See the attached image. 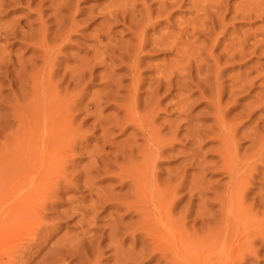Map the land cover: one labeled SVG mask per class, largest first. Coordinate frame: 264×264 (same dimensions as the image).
<instances>
[{"label":"rangeland","instance_id":"obj_1","mask_svg":"<svg viewBox=\"0 0 264 264\" xmlns=\"http://www.w3.org/2000/svg\"><path fill=\"white\" fill-rule=\"evenodd\" d=\"M5 1L0 2V63L4 65H0V264H4L5 261L6 264H264V197H262L264 196V78H262L264 77L262 76L264 75V14H262L264 13V0H223L224 3L221 0H219L221 3L215 0V4L211 0H178V5L175 2L177 0H170L171 2L169 0H161V2L159 0H79V3L78 0H50L48 2L45 0L46 3L44 0H36L37 3L39 1L38 4L35 0V2L31 0L26 5L24 4L25 0H18V2L13 0L12 3L11 0H9L10 3H7L8 0ZM60 1L63 4L75 1V6L72 5L74 2L64 4L65 8L71 5L69 9L74 8V12L68 9L69 13L68 10H64V7L61 8ZM122 1L128 4L122 5ZM135 1L137 3L141 1V4L139 5ZM56 2L60 3L57 4L60 7L58 8L59 12L54 10V8L57 9ZM164 2L165 6H163ZM172 2L176 6L173 5L172 12L176 13L171 12L170 6L172 5L170 3ZM129 3H134L133 9L131 8L132 4ZM183 3L184 5H182ZM144 4L153 9L154 13L152 14L154 15H156L155 9L158 6L161 9L160 13L157 11L158 16H155L159 17V19L157 18L159 23L155 20L152 22L155 26L151 23L155 17L151 14L150 8L146 9L147 6ZM167 4L170 6L165 8ZM205 4L210 8L201 7ZM224 4L227 6L224 7ZM78 5L79 7H77ZM117 5L122 6L121 10L117 8ZM215 5L217 9H215ZM191 7L193 10L190 9ZM218 7L226 8V10L220 8L221 11ZM256 7L259 9L257 10ZM112 8H114L113 12L117 11V14L110 13ZM123 8L125 11L128 10L126 8H131L135 14L131 13L130 9L131 12L128 10L123 14ZM165 9L170 11V14L168 13L170 16L166 14L167 10ZM202 9L205 11L207 9L208 13L206 12V14L204 11V14ZM236 9H238L237 12ZM106 10L108 11L106 12ZM135 10L138 14L137 17H135L137 15ZM219 10L222 12L223 18L222 21H217L218 23L222 22L220 23L221 27L217 26V21L215 22L221 13L218 12ZM54 11L59 14L63 12L60 15L61 19H59L58 13L55 16ZM215 11L218 12L217 15H215ZM71 12L76 17L70 16ZM129 12L130 19L136 21L137 24L130 25L133 21H129L128 16H125ZM145 12L150 18L146 17ZM118 13L120 18L122 17L121 13L123 14L125 21L123 18L120 19L121 23L120 20H117L119 19L116 16ZM38 14L40 15L38 16ZM99 14L100 16H98ZM105 14L108 16L114 14L111 16L112 21H110V16ZM143 14H145L144 22L151 20L148 23L151 24V26L149 25L151 28L147 26L148 24L146 25V29H149L146 30V38H149L146 43L151 42H148L147 46L145 45L146 47L142 49L143 53H141L142 51L140 52L138 49L136 51L129 50L130 47L134 48L132 45L134 46L137 42L135 36H131L129 32L131 31L134 35L137 30L140 31V28L136 27L139 25L137 19L139 18L140 23H143V19H140L142 18L140 15ZM162 14L168 16V21L166 17L163 18ZM208 14L210 17L207 19L206 15ZM101 15H104L106 20ZM211 15L215 18L214 20L211 19ZM40 16L41 18H39ZM62 16L64 19L68 16L70 19L64 20ZM90 17L91 19H89ZM201 17L204 18L202 22ZM192 18L193 21H191ZM36 19L39 21L37 22ZM188 19L189 21L184 22ZM13 20H16L15 23ZM42 21L44 22L43 28H41ZM61 21L64 22L61 23ZM54 22L56 24H53ZM72 22L79 24L76 26L77 28H72L74 24ZM105 22L107 25H111V28L110 25L108 26L110 29L105 28L107 27ZM207 22L208 24H206ZM227 22L229 25L226 24ZM13 23L18 27L16 28ZM25 24H29L27 28ZM101 25H104L103 28ZM203 25L207 26L203 27ZM28 26H31V30H28ZM39 26L42 31L46 30V32L44 30L46 34L41 35L43 32ZM208 26H212V31L209 29L211 33L206 32ZM46 27L52 31H48ZM124 27H128L129 32ZM195 28H200L199 31L207 30L200 31L204 34L202 36L198 30L194 32ZM213 28H219V31L215 32L217 45L216 41H211L212 37L213 39L215 37ZM65 29L70 31H65ZM99 29L102 30V34ZM223 29L224 32L220 31ZM103 30L106 31V34L107 30L112 31L108 32L111 34L108 37L111 38L106 37L109 34L104 36ZM27 31L30 32V37H28L29 32ZM62 32L63 35H61ZM183 32L189 33L187 35ZM207 33H210V37L207 36ZM172 35L177 37L174 40L177 41L175 45L173 43L175 37L173 38ZM182 35L186 41L183 37L181 38ZM243 35L251 37H248L250 42L247 39H242ZM151 36L153 43L150 40ZM161 37L168 39L173 47H177L178 52H173L175 48H171L167 43L158 44ZM233 38L238 39L237 41L241 44L234 41ZM251 39L257 41L253 42ZM154 41H156L155 44ZM242 43L245 44H243L244 46L249 44L255 47L256 45V51L253 46L252 48L251 46L250 48L245 47L248 50L253 49L254 52L251 51L253 53L251 54L250 50H244ZM127 44L129 48L125 47L126 50L120 47ZM149 45L155 46V48L162 47V49L164 46V49L163 51L154 49L153 52V48ZM169 46L170 48H168ZM234 46L235 48H233ZM117 47L123 48L119 51L121 53L116 51ZM236 47L239 51L242 50L240 52L246 51L244 52L246 56L242 53L240 55ZM112 49H116V52L114 53ZM123 50L129 54L126 58L122 57L123 55L118 56V54H122ZM227 50L230 51L227 53ZM231 50H236L232 53L234 55L229 54ZM124 51L123 54L126 55ZM238 52L239 63L236 62V57H233ZM224 53L233 58L230 56L228 58ZM186 54L187 58H185ZM216 54H218L217 59ZM177 55L181 57V61ZM113 56L122 61L113 59ZM128 57L129 59H127ZM124 58L125 62H123ZM136 59L137 61H135ZM140 59H142L141 62ZM111 60L112 63H110ZM234 60L235 63H233ZM43 61L46 62H44L45 66ZM138 63L141 64L140 67ZM179 63H182V67ZM190 63L193 68H188ZM212 63L218 64V66L215 67ZM124 65H128L129 68ZM133 65L138 67L139 76ZM211 65L218 72L215 73ZM130 66L133 70H129V73L127 69H130ZM125 67L126 69H124ZM182 68L187 69V72L194 76L188 74V79L193 82L190 80L189 83L186 71H183ZM191 68L192 70H190ZM79 69L80 71H78ZM205 69L206 72L208 70V74ZM209 69H213L212 72ZM180 70L184 73L183 78L186 77V82L183 79L181 84L177 83L178 80L181 81V75H183L181 72L179 74ZM170 71H173L171 73L173 76L169 73ZM166 72L167 76L171 77H168L170 80L163 79L167 77ZM174 73L178 77L174 76ZM129 75L139 77L138 80H141L140 84H142L139 86L140 88L133 87V83L135 85L137 79L133 81L134 77ZM160 75L163 76L161 83L171 82L173 84L165 83L166 85L163 84L165 87L161 86L160 88L162 85L158 78ZM190 76L192 77L190 78ZM198 76L200 79L203 77L205 83L202 82V84ZM247 79L250 80L249 83ZM155 81L160 85L154 83ZM152 82L153 85H151ZM244 83L249 85L245 86ZM168 84L170 85L168 86ZM219 84L223 86H218ZM169 87L170 90H165ZM109 89L114 90V93H111ZM219 90L221 92L217 94ZM150 91L156 93L153 94L154 97ZM219 93L220 96H218ZM118 96L124 99L121 100ZM200 96L201 99L205 97L206 100H201ZM218 97L223 99L220 100ZM132 98H134V102ZM187 100L190 101L187 102ZM132 104L134 106H130ZM132 107L136 108L133 109L136 110L135 113L132 110L133 114L131 113ZM186 110L189 111L186 113ZM216 110L218 111L215 112ZM256 135L259 136V140ZM92 164L95 165L92 166ZM111 173L113 174L111 175ZM140 183H143L144 186ZM103 190L109 192L106 191L108 192L106 193ZM128 190H131L132 194ZM92 191L96 194L98 192V194L106 193L104 196L108 194V200L103 194L100 197L105 198L106 201ZM126 191L130 193H128L129 201H126L128 200ZM46 192L48 194L45 196ZM115 193H119L118 196L124 195V200L121 195L118 200ZM239 195L242 197L240 198V200L242 199L241 204L238 201ZM91 196L94 197L91 198L93 202L95 201L94 204L90 201ZM44 197L45 202L40 203L42 199L44 201ZM83 198H85L84 201ZM113 199L118 203L121 200L126 203H116L118 206L120 205L118 207L114 201V203L112 202ZM131 202H135V204ZM87 203L93 204L95 214L91 211L93 207H87L89 205ZM129 203L132 206L128 208L126 205H130ZM39 204L44 205L38 208ZM158 205L162 211L166 212L162 213ZM71 206L72 209H70ZM75 207L79 210L74 212L77 216L72 213L75 218L77 217L76 219L69 213V211H75ZM130 207H133V212ZM86 208H90L86 212L88 216L85 214ZM125 208L126 210L123 211ZM157 208L160 210H157L158 220ZM142 209L144 210L141 212ZM67 210L68 213H66ZM89 210L90 213L92 212L93 219L85 223L87 218L91 219ZM78 212L79 216L84 214L81 215L84 219L78 216ZM108 216H110L109 219ZM95 217L98 219L96 220ZM80 218L83 221H79ZM102 218H105L104 221ZM111 219L115 225L109 224V222H113L110 221ZM139 219H141V223ZM166 219L168 220L166 221ZM11 221L14 225L9 224ZM78 221L84 222V225L79 224ZM116 221L119 222L118 225ZM112 225L113 227H111ZM102 227L104 228L102 229ZM85 232L86 234H84ZM91 243H94V246H91ZM79 245L80 247H78Z\"/></svg>","mask_w":264,"mask_h":264},{"label":"bare ground","instance_id":"obj_2","mask_svg":"<svg viewBox=\"0 0 264 264\" xmlns=\"http://www.w3.org/2000/svg\"><path fill=\"white\" fill-rule=\"evenodd\" d=\"M2 1H3V0H2ZM2 1L0 0L1 3H2ZM4 1H5V0H4ZM12 1H13V0H11V3H12ZM23 1H24V0H23ZM25 1H26V2H25L24 4L26 5V3L29 2V1H31V0H28V1L25 0ZM33 1H34V0H33ZM35 1H36V0H35ZM35 1H34V2H35ZM48 1H50V0H47V2H48ZM61 1H62V0H61ZM61 1H60V3H61ZM70 1H71V0H70ZM75 1H76V0H75ZM75 1H73L74 4H72L73 2H72V3H68V2H65V1H63V2L68 3V4H72V5L75 6ZM108 1H109V0H108ZM128 1H129V0H128ZM128 1H127V2H128ZM130 1H131V0H130ZM132 1H133V0H132ZM143 1H144V0H143ZM149 1H150V0H149ZM149 1H147V2H149ZM154 1H155V0H154ZM169 1H170V0H169ZM173 1H175V0H173ZM180 1H181V0H180ZM200 1H201V0H200ZM207 1H208V0H207ZM211 1L213 2V4H215V2H216L217 0H216V1H215V0H211ZM214 1H215V2H214ZM221 1L223 2V0H221ZM221 1L218 0V2H220V3H221ZM226 1H227V0H226ZM5 2H6V1H5ZM8 2H9V0L7 1V3H8ZM17 2H18V0H17ZM19 2H20V1H19ZM34 2H32V3L35 4ZM44 2L46 3L45 0H44ZM77 2L79 3V0H78ZM122 2H123L122 5H123V4H126V5L128 4V3H125L124 1H122ZM135 2H136V1H135ZM140 2H141V1H140ZM140 2H139V3L136 2V3L140 5V4H141ZM147 2H146V3H147ZM159 2H161V0H159ZM166 2H167V1H166ZM170 2H171V1H170ZM175 2H176V5H178V3H179L178 0L175 1ZM177 2H178V3H177ZM196 2H197V1H196ZM7 3H6V4H7ZM9 3H10V2H9ZM21 3H23V2L21 1ZM36 3H37V1H36ZM38 3H39V1H38ZM38 3H37V4H38ZM41 3H42V2H41ZM60 3H57V2H56V3H55V4H56L55 6H57V4L59 5ZM65 3H64V4H65ZM109 3H110V2H109ZM111 3H112V2H111ZM152 3H153V2H152ZM156 3H157V1H156ZM156 3H155V4H156ZM205 3H206V2H205ZM223 3H224V2H223ZM62 4H63V3H61V5H60L61 8L64 7V4H63V5H62ZM68 4H66V5H68ZM112 4H114V3H112ZM119 4L121 5V3H119ZM129 4H132V3H129ZM133 4H134V3H133ZM133 4L131 5V6H132V7H131L132 9H133V7H134ZM137 4H136V5H137ZM142 4H143V3H142ZM148 4H149V3H148ZM168 4H169V2H168ZM168 4H167V7H165V8H168V6L172 5V6H170L171 8L169 7V8L171 9V12H172V11L174 10V9L172 10V8L175 6V5H174L175 3L172 2V3H170V5H168ZM180 4H181V3H180ZM180 4H179V5H180ZM225 4H226V3H225ZM225 4H224V7L227 6V5H225ZM228 4H229V3H228ZM258 4H259V3H258ZM4 5H5V4H4ZM13 5H14V4H13ZM42 5H43V3H42ZM50 5H51V4H50ZM66 5H65V6H66ZM76 5H77V3H76ZM115 5H116V4H115ZM120 5H117V6H118L117 8H120L119 10H121V8H122V6H120ZM144 5H145V4H144ZM149 5H150V4H149ZM157 5H158V4H157ZM159 5H160V4H159ZM173 5H174V6H173ZM182 5H184V3H183ZM190 5H191V4H190ZM218 5H219V3H218ZM218 5H217V6H218ZM221 5H222V4H221ZM8 6H9V5H8ZM15 6H16V5H15ZM17 6H19V5H17ZM70 6H71V5H70ZM70 6L68 5V6H67L68 8H65V7H64V8H65L64 10L67 11V10L69 9ZM74 6H72V7H74ZM128 6H129V5H128ZM128 6H127V7H128ZM141 6H142V5H141ZM145 6H147V5H145ZM145 6H144V7H145ZM163 6H165V2H164V5H163ZM219 6H220V5H219ZM244 6H245V5H244ZM20 7H21V5H20ZM36 7H37V6H36ZM40 7H41V6H40ZM40 7H38V8L41 10ZM50 7H51V6H50ZM60 7L57 6V9L54 8V7H53V8H54V10H57V11L59 12L60 10H58V8H60ZM77 7H79V5H78ZM106 7H108V6H106ZM111 7H112V5H111ZM124 7H125V6H124ZM158 7H159V6H158ZM158 7L155 9V10H156V11H155V14H156V15L152 14V13H154V12H152L153 9H151L149 6H147L146 9L150 8L151 14L154 15L153 17H155V16H158V13H160V10H161V9H159ZM175 7H176V6H175ZM201 7H202V8H205V7H206V4H205V6H201ZM207 7H208V6H207ZM207 7H206V8H207ZM221 7H222V6H221ZM221 7H218V8L220 9ZM38 8H37V9H38ZM44 8H46V7H44ZM102 8H103V7H102ZM114 8H116V7H114ZM114 8H112V11H111L110 13L113 12V9H114ZM131 8H126V9H128V10L130 9V10H131ZM208 8H210V7H208ZM228 8H229V6H228ZM228 8H227V9H228ZM256 8H257V7H256ZM260 8H261V7H260ZM39 9H38V10H39ZM42 9H43V8H42ZM47 9H48V8H47ZM50 9H51V8H50ZM70 9L73 10L74 8H70ZM70 9H69V10H70ZM108 9H109V8H108ZM157 9H159V10H157ZM178 9H179V7H178ZM190 9L193 10L192 7H191ZM215 9H217L216 5H215ZM215 9H214V10H215ZM221 9H225V10H226V8H221ZM221 9H220V10H221ZM246 9H247V8H246ZM258 9H259V8H257V10H258ZM62 10H63V9H62ZM69 10H68V11H69ZM71 10H70V11H71ZM115 10H116V9H115ZM128 10H127V11H128ZM130 10H129V11H130ZM136 10H137V9H136ZM136 10H135V12H136ZM139 10H140V9H139ZM142 10H144V9H142ZM165 10H167V12L165 11L166 14H168V13L170 14V11H168V9H165ZM195 10H196V9H195ZM195 10H194V11H195ZM199 10H200V9H199ZM211 10H212V9H211ZM211 10H210V13L213 11V10H212V11H211ZM220 10H219L218 12H221V11H222V10H221V11H220ZM239 10H240V9H239ZM261 10H262V9H261ZM57 11H54V12L56 13L55 16L59 14ZM65 11H64V12H65ZM70 11H69V13H70ZM107 11H108V10H106V12H107ZM109 11H110V10H109ZM123 11H124V12H122L123 14L127 13V11H125L124 8H123ZM131 11H132V12H131ZM131 11H130L131 13H134L133 10H131ZM140 11H141V10H140ZM148 11H149V10H148ZM157 11H158V13H157ZM175 11H176V9H175ZM204 11H205V9H204V10L202 9V12H203V13H204ZM207 11H208V10L206 9L205 13H206ZM237 11H238V9H236V12H237ZM72 12H74V10H73ZM72 12H71L70 16H72V15L75 16V14H74V13L72 14ZM76 12H77V11H76ZM114 12H115V11H114ZM114 12H113V13H114ZM130 12H129V14L125 15L126 17L128 16V17H127L128 19H130V17H131ZM141 12H142V11H141ZM143 12H144V11H143ZM162 12H163V11H162ZM192 12H193V11H192ZM218 12L215 11V15H217L216 13H218ZM226 12H228V11H226ZM240 12H241V11H240ZM245 12H246V11H244V14H246ZM257 12H258V11H257ZM0 13H1V12H0ZM38 13H40V12H38ZM52 13H53V11H52ZM57 13H58V14H57ZM62 13H63V12H61V14H62ZM115 13L117 14V11H116ZM122 13H121V16H122L121 18L124 17ZM148 13H150V12H148ZM172 13H176V12H172ZM199 13H200V12H199ZM205 13H204V14H205ZM207 13H208V12H207ZM207 13H206V14H207ZM210 13H209V14H210ZM213 13H214V12H213ZM228 13H231V12H228ZM238 13H239V12H238ZM249 13H251V12H249ZM252 13H253V12H252ZM252 13H251V14H252ZM260 13H262V12H260ZM61 14H59V17H60V18H59V17H57V18L61 19V16H60ZM76 14H77V13H76ZM90 14H91V13H90ZM101 14H102V13H101ZM134 14H135V13H134ZM134 14H133V15H134ZM136 14H137V12H136ZM140 14H142V13H140ZM145 14H147V12H145ZM145 14L140 15V17L142 16V18H140V19H143V16H145ZM151 14H150V16H152ZM169 14H168V15H169ZM200 14H201V13H200ZM209 14H208V15H209ZM221 14H222V12L218 15L219 17H217L218 19H216L215 22H216L217 20H221V19L223 18V16H221ZM255 14H256V13H255ZM262 14H264V13H262ZM39 15H40V14H38V16H39ZM52 15H53V14H52ZM63 15H64V14H63ZM77 15H79V14H77ZM82 15H83V14H82ZM105 15H107V14H105ZM112 15L114 16V14H112ZM112 15H111V16H112ZM119 15H120V14L118 13V15H116V16L119 17ZM162 15H163V18H165V17L167 18V17H168L167 15H166V16H164V14H162ZM192 15H194V14H192ZM196 15H197V14H196ZM208 15H206L207 19H208V17H210V15H209V16H208ZM213 15H214V14H213ZM215 15H214V16H215ZM223 15H224V13H223ZM235 15H236V14H235ZM235 15H233V16H235ZM248 15H249V14H248ZM256 15H257V14H256ZM55 16H54V17H55ZM64 16H65V15H64ZM64 16H62V17H63L62 19H64ZM68 16H69V15H68ZM68 16H66V17L70 19V17H68ZM73 16H72V17H73ZM98 16H100V14H99ZM101 16H102L103 18L105 17L104 15H101ZM107 16H108V15H107ZM109 16H110V15H109ZM109 16H108V17H109ZM111 16H110V21H112V20H111V19H112ZM116 16H115V18H117ZM134 16H135V15H134ZM134 16H132V17H133L134 19H136L135 17H137L138 14H137L135 17H134ZM147 16H149V15L147 14L146 17H147ZM159 16L161 17V15H159ZM169 16H170V15H169ZM233 16H232V17H233ZM257 16H258V15H257ZM260 16H261V15H260ZM72 17H71V18H72ZM75 17H76V16H75ZM126 17H125V19H127ZM172 17H173V15H172ZM172 17H169V18L172 19ZM202 17H203V16H202ZM202 17H201V18H202ZM204 17H205V15H204ZM215 17H216V16H215ZM235 17H236V16H235ZM39 18H41V16H40ZM67 18H65L64 20H68ZM87 18H88V16H87ZM105 18H106V17H105ZM105 18H104V19H105ZM121 18L119 17V19H117V20L119 21ZM133 18H132V19H133ZM147 18H150V17H147ZM157 18L159 19V17H155L154 19L151 18L152 21H151L150 19H149V20H150L151 23H152V22H154L153 20L157 21V20H158ZM161 18H162V17H161ZM161 18H160V19H161ZM163 18H162V19H163ZM196 18H197V17H196ZM224 18H225V17H224ZM226 18H227V17H226ZM226 18H225V19H226ZM233 18H234V17H233ZM238 18H239V17H238ZM248 18H249V16H248ZM259 18H260V17H259ZM89 19H91V17H90ZM104 19H103V20H104ZM162 19H161V20H162ZM170 19H169V20H170ZM175 19H176V18H175ZM198 19H199V18H198ZM203 19H204V18H202L201 22L203 21ZM205 19H206V18H205ZM211 19L214 20L215 18L212 17V15H211ZM242 19H244V18L242 17ZM42 20H43V19H42ZM105 20H106V19H105ZM105 20H104V21H105ZM117 20H116V21H117ZM123 20H124V18H123ZM137 20H138L137 22L139 23V25H141V23H142V22L140 23L141 20L139 21V18H138ZM144 20H145V17H144V19H143V23H142V25H141V26H139V25L136 26L137 29L140 28V31H139V32H138V30L136 29V27L134 26V27H135V31L137 30V31H136L137 33H135L134 35H132L131 31H130V32L128 31V27H127V28L124 27V28L127 29V31L129 32V34H130L131 36H135L134 38H136V40H137V42H135L136 40L134 41V42H135V45H134V46L131 44L132 47H134V48H131V47H130L129 50L136 51V49H138V50H140V52H141L142 49L145 48V47L147 46L146 44H148V42H151V41H148V42L146 43L147 39L149 40V38H146V37H147V36H146V35H147V33H146L147 31H146V30L148 29V28L146 29V25L149 23V20H148V21L146 20V21H147V22L145 21L146 23L144 22ZM163 20H164V19H163ZM196 20H197V19H196ZM232 20L234 21V19H232ZM15 21H16V20H15ZM15 21L13 20L14 23H15ZM36 21L38 22L39 19H38V20L36 19ZM56 21H57V20H56ZM59 21H60V20H59ZM69 21H70V20H69ZM75 21H76V20H75ZM87 21H88V20H87ZM113 21H114V17H113ZM124 21H125V20H124ZM129 21H133L132 23H130V25H132V24L134 25V24L136 23V21L131 20V19H130ZM158 21H159V20H158ZM158 21H157V22H158ZM167 21H168V18H167ZM171 21H172V20H171ZM187 21H189V19H188V20H185L184 22H187ZM191 21H193V18L191 19ZM204 21H206V20H204ZM210 21H211V20H210ZM221 21H222V20H221ZM221 21H219V22L222 23ZM233 21H232V23L235 22V21H234V22H233ZM40 22H41V21H40ZM42 22H43V21H42ZM62 22H64V21H61V23H62ZM76 22H77V21H76ZM76 22H72V23H74L73 26H72L73 29H74V27H76V26L79 25V24H76ZM108 22H109V21H108ZM108 22H107V23H108ZM157 22H156V23H157ZM163 22H165V21H163ZM196 22L198 23V20H197ZM208 22H209V21H208ZM208 22H207L206 24H208ZM14 23H13V24H14ZM16 23H17V22H16ZM24 23H25V22H24ZM35 23H36V22H35ZM72 23H71V25H72ZM77 23H78V22H77ZM88 23H89V22H88ZM114 23H115V22H114ZM114 23H113V24H114ZM116 23H119V22H116ZM120 23H121V20H120ZM125 23H126V22H125ZM125 23H124V24H125ZM158 23H159V22H158ZM158 23H157V24H158ZM168 23H169V22H168ZM172 23H173V22H172ZM174 23H175V22H174ZM194 23H195V22H194ZM194 23H193V24H194ZM220 23H218V21H217V26H220V27H221ZM13 24H12V25H13ZM37 24H38V23H37ZM53 24H56V23L54 22ZM57 24H58V23H57ZM68 24H69V23H68ZM122 24H123V21H122ZM126 24H127V23H126ZM126 24H125V25H126ZM136 24H137V23H136ZM152 24H153V23H152ZM157 24H156V25H157ZM203 24H204V23H203ZM214 24L216 25V23H214ZM218 24H219V25H218ZM223 24H224V23H223ZM223 24H222V26H223ZM226 24H228V22H227ZM226 24H225V25H226ZM25 25H26V24H25ZM27 25H29V24H27ZM27 25L25 26L26 28H27ZM39 25H40V23H39ZM51 25H52V24H51ZM64 25H65V24H64ZM105 25H107L106 22H105ZM109 25H110V24H108L107 27H105V28H108ZM114 25H115V24H114ZM128 25H129V24H128ZM149 25L151 26V24H148L147 26H149ZM153 25H154V24H153ZM153 25H152V26H153ZM169 25H170V24H169ZM173 25H174V24H173ZM182 25H183V24H182ZM197 25L200 26V24H197ZM201 25H202V24H201ZM209 25H210V22H209ZM215 25H214V26H215ZM228 25H229V24H228ZM14 26H15L16 28L18 27L17 24H14ZM22 26H23V25H22ZM40 26H41V25H40ZM40 26H39V29H40ZM46 26H47V25H46ZM48 26H49V25H48ZM60 26H61V25H60ZM102 26H104V25H101V27H102ZM120 26H121V25H120ZM150 26H149V27H150ZM154 26H155V25H154ZM154 26H153V27H154ZM167 26H168V25H167ZM171 26H172V25H171ZM188 26H189V25H188ZM190 26H191V25H190ZM198 26H197V27H198ZM205 26H207V25H205ZM205 26L203 25V27H205ZM212 26H213V25H212ZM212 26H211V27H212ZM15 27H14V28H15ZM30 27H31V26H28V28H29L28 30H31ZM37 27H38V26H37ZM43 27H44V22H43L41 28H43ZM50 27H51V26H50ZM55 27H56V25H55ZM57 27H58V26H57ZM63 27H64V26H63ZM131 27H133V26H131ZM141 27H142V28H141ZM178 27H179V25H178ZM183 27H184V26H183ZM183 27H182V28H183ZM203 27H202V28H203ZM208 27H209V28L206 27L208 30H207V29H204V30H205V31L207 30L206 32H208L209 29H210V31H212L211 27H210V26H208ZM224 27H225V26H224ZM10 28H11V27H10ZM14 28H12V29H14ZM47 28H48V27H46V29H47ZM60 28H61V27H60ZM60 28H59V29H60ZM66 28H67V27H66ZM72 28H71V29H72ZM76 28H77V27H76ZM102 28H103V27H102ZM110 28H111V25H110ZM110 28H108V29H110ZM150 28H151V27H150ZM187 28H188V27H187ZM189 28H190V27H189ZM225 28H226V27H225ZM230 28H231V27H230ZM131 29L133 30L134 28H131ZM184 29H185V28H184ZM190 29H191V28H190ZM195 29H196V28H195ZM199 29H200V28H199ZM199 29H196L195 31H194V29H193V31L196 32L197 30L199 31ZM214 29H218V30L215 31ZM231 29H232V28H231ZM15 30H16V29H15ZM17 30H18V29H17ZM21 30H22V29H21ZM33 30H34V29H33ZM40 30H41V29H40ZM44 30H45V29H43V31L41 30V31L43 32V33H41V35H42V34H46V33H44ZM67 30H69V29H67ZM67 30L65 29V31H67ZM99 30H100V29H99ZM129 30H130V27H129ZM148 30H149V29H148ZM153 30H154V29H153ZM188 30H189V29H188ZM8 31H9V30H8ZM19 31H20V30H19ZM24 31H25V30H24ZM38 31H39V30H38ZM38 31H37V33H39ZM48 31H52V30H49V28H48ZM54 31H56V30H54ZM63 31H64V30H63ZM69 31H70V30H69ZM72 31H73V30H72ZM103 31H104V30H103ZM107 31L109 32L110 30H107ZM183 31H184V30H183ZM186 31H187V30H186ZM200 31H203V29L200 30ZM200 31H199L198 33H199L200 35L204 36L203 32H205V31L201 32L202 34L200 33ZM210 31H209V32H210ZM213 31H214L213 34L215 35V32L219 31V28H213ZM220 31L224 32V29H223V30H220ZM17 32H18V31H17ZM27 32H29V31H27ZM35 32H36V31H35ZM45 32H46V30H45ZM57 32H58V31H57ZM99 32L102 34V30H100ZM105 32H106V31L103 32V35H104V36H106L107 34H109V35H107L106 37H108V36L111 35L110 33L107 32V34H106ZM110 32H112V31H110ZM181 32H182V31H180V33H181ZM234 32H235V31H234ZM15 33H16V31H15ZM18 33H19V32H18ZM33 33H34V32H33ZM33 33H32V34H33ZM47 33H48V32H47ZM50 33H52V32H50ZM59 33H61V32H59ZM67 33H68V32H67ZM100 33H99V35H100ZM133 33H134V32H133ZM183 33H186V32H183ZM188 33H189V32H188ZM188 33H186V34L188 35ZM210 33H211V32H210ZM210 33H209V34L207 33V34H208V35H207L208 37H210ZM225 33H226V32H225ZM237 33H238V32H237ZM8 34H9V33H8ZM10 34H11V33H10ZM13 34H14V33H13ZM16 34H17V33H16ZM20 34H21V33H20ZM22 34H23V33H22ZM29 34H30V32L28 33V37H30ZM48 34H49V33H48ZM63 34H64V33L62 32L61 35H63ZM68 34H69V33H68ZM165 34H167V33H165ZM169 34H170V33H169ZM181 34H182V33H181ZM181 34H180V35H181ZM186 34H185V35H186ZM190 34H192V33H190ZM205 34H206V33H205ZM213 34H211V35H213ZM216 34H218V33H216ZM2 35H4V34L2 33ZM6 35H7V34H6ZM23 35H24V34H23ZM26 35H27V34H26ZM163 35H164V34H163ZM180 35H178V36H180ZM187 35H186V36H187ZM221 35H223V33H221ZM238 35H239V34H238ZM238 35H237V36H238ZM21 36H22V35H21ZM38 36H39V35H38ZM44 36H46V35H44ZM44 36H43V37H44ZM51 36H52V35H51ZM160 36H161V35H160ZM165 36L167 37V35H165ZM183 36H184V35H182L181 38H182ZM193 36H194V35H193ZM205 36H206V35H205ZM226 36H227V33H226ZM240 36H241V35H240ZM0 37H1V36H0ZM7 37H8V36H7ZM65 37H66V36H65ZM170 37H171V36H170ZM172 37H173V38L175 37V39H173ZM172 37H171V38L173 39V41L176 40V38H177L176 35H175V36L172 35ZM187 37H188V36H187ZM200 37H201V36H200ZM218 37H219V34H218ZM231 37H232V36H231ZM244 37H246V38H244ZM248 37H249L248 35H247V36L243 35V38L240 37V39H241V38H242V39H247V41H249ZM252 37H253V36H252ZM10 38H11V37H10ZM12 38H13V37H12ZM45 38H46V37H44V39H45ZM100 38H101V37H100ZM108 38H111V37H108ZM151 38H152V36L150 37V40H152ZM183 38H184V37H183ZM203 38H204V37H203ZM206 38H207V37H206ZM219 38H220V37H219ZM219 38H218V41H219ZM249 38H251V37H249ZM16 39H17V38H15V40H16ZM47 39H48V38H47ZM62 39H63V38H62ZM132 39H133V38H132ZM154 39H157V38H154ZM172 39H171V41H172ZM184 39H185V38H184ZM204 39H205V38H204ZM207 39H208V38H207ZM223 39H224V38H223ZM240 39H239V40H240ZM242 39H241V40H242ZM3 40H4V39H3ZM3 40H2V41H3ZM42 40H43V39H42ZM45 40H46V39H45ZM45 40H44V41H45ZM101 40H102V39H101ZM103 40H106V39L103 38ZM108 40H109V39H108ZM179 40H180V39H179ZM233 40L236 41L237 43H239V41H237L238 39H236V38L234 39V38H233ZM233 40H232V41H233ZM241 40H240V42H241ZM251 40H252L253 42L257 41V40L254 41L253 39H251ZM2 41H1V42H2ZM16 41H18V40H16ZM46 41H47V40H46ZM132 41H133V40H132ZM185 41H186V39H185ZM211 41H214V42L216 41V35H215L214 39H213V37H212V40H211ZM211 41H210V42H211ZM234 41H233V42H234ZM242 41H243V40H242ZM4 42H5V40H4ZM103 42H104V41H103ZM103 42H102V44H103ZM106 42H107V41H106ZM129 42H130V41H129ZM155 42H156V41H154V44H155ZM175 42H177V41H174V42H173L174 45L177 44V43H175ZM192 42L195 43L194 41H192ZM197 42H198V41H197ZM236 42H235V43H236ZM249 42H250V41H249ZM136 43H137V45H136ZM152 43H153V40H152ZM157 43H158V44H159V43H161V44H166V43H167V44H169V45L171 46V48L173 47V45L169 42L168 39H164V38H162V37H161L160 41L157 42ZM244 43H245V42H244ZM244 43H242V46H243L244 50H248V49H247L248 47L250 48V46H251V48H252V46H253V45H249V44L247 45V44H246V45L248 46V47H247V46H244V45H245ZM99 44H100V43H99ZM104 44H105V43H104ZM128 44H129V43H128ZM128 44H127V45H122V46H120V47H123L124 49H125V47H126V48H129V45H128ZM133 44H134V43H133ZM150 44H151V43H150ZM179 44H180V43H179ZM195 44H196V43H195ZM210 44H212V42H211ZM217 44H218V43H217V41H216V45H217ZM239 44H241V43H239ZM243 44H244V45H243ZM254 44H255V43H254ZM36 45H37V44H36ZM100 45H101V44H100ZM145 45H146V46H145ZM216 45H215V46H216ZM227 45H228V44H227ZM230 45H231V44H230ZM3 46H4V45H3ZM98 46H99V45H98ZM104 46H105V45H104ZM127 46H128V47H127ZM149 46H150V45H149ZM149 46H148V47H149ZM157 46H158V45H157ZM157 46H156V47H157ZM170 46H169L168 48H170ZM198 46H199V45H198ZM223 46H224V45H223ZM237 46H238V45H237ZM34 47H35V46H34ZM105 47H106V46H105ZM135 47H138V48H135ZM148 47H147V48H148ZM150 47H152V46H150ZM180 47H181V46H180ZM209 47H210V46H209ZM211 47H212V46H211ZM211 47H210V48H211ZM216 47H217V46H216ZM239 47H241V46H239ZM245 47H247V48L245 49ZM253 47H254V46H253ZM257 47H258V46H257ZM259 47H262V46L259 45ZM39 48H40V47H39ZM110 48H111V47H110ZM117 48H118V47H117ZM123 48H121V49L118 48L119 50H118V49H117V50L115 49V50L119 52V51H121ZM152 48H153V52H154V49H162V47L155 48V46H153ZM165 48H166V47H165ZM173 48H175V47H173ZM178 48H179V47H178ZM193 48H194V47H193ZM199 48H200V47H199ZM201 48H202V47H201ZM233 48H235V46H234ZM236 48H237V50L239 51L238 47H236ZM243 48H242V49H243ZM255 48H256V45H255V47L253 48L254 51H256ZM102 49H103V48H102ZM104 49H106V48H104ZM108 49H109V48H108ZM163 49H164V46H163ZM163 49H162V51H163ZM187 49H188V48H187ZM187 49H186V50H187ZM205 49H206V48H205ZM240 49H241V48H240ZM253 49H252V50L249 49L250 52L253 51ZM257 49H259V48H257ZM38 50H39V49H38ZM115 50L112 49V51H114V53L116 52ZM125 50H126V49H125ZM138 50H137V51H138ZM170 50H171V49H170ZM178 50H179V49H178ZM211 50H212V49H211ZM244 50H243V52H240V51H242V50L239 51V52H240V55H241V53L244 54V52H246V51H244ZM249 50H248V51H249ZM40 51H41V49H40ZM123 51H124V50H123ZM123 51H122V54H118V56H119V55H121V56L123 55L122 57H125V58H126L127 56H129V54H127V52H125V51H124V53H125L126 55H124V54H123ZM147 51H148V50H147ZM167 51H169V50H167ZM176 51H177V47L173 50V52H176ZM180 51H181V50H180ZM183 51H184V50H183ZM208 51H209V49H208ZM223 51H224V50H223ZM223 51H222V52H223ZM229 51H230V50H229ZM229 51L227 50V53H228ZM233 51H234V50H233ZM233 51L231 50V52H230L229 54L231 55V54L234 53L236 50H235L234 52H233ZM248 51H247V53L249 54L248 56H250V53H249ZM254 51H253V52H254ZM156 52H157V51H156ZM177 52H178V51H177ZM177 52H176V53H177ZM187 52H188V51H187ZM187 52H186V53H187ZM194 52H195V51H194ZM196 52L198 53L199 50L196 51ZM239 52H238V54H236V56H233V57H236L235 59L237 60L236 62H238V63L240 62L239 59H237V57H238V55H239ZM46 53H47V52H46ZM112 53H113V52H112ZM112 53H110V54H112ZM119 53H121V52H119ZM128 53H129V52H128ZM137 53H138V52H137ZM141 53H143V51H142ZM149 53H150V52H149ZM184 53H185V51H184ZM189 53H190V52H189ZM202 53H203V52H202ZM202 53H201V54H202ZM225 53H226V51H225ZM225 53H224V54H225ZM236 53H237V52H236ZM43 54H45V53L43 52ZM48 54H49V52H48ZM138 54H139V53H138ZM146 54H147V53H146ZM151 54H152V53H151ZM178 54H179V53H178ZM205 54H206V53H205ZM210 54H212L211 51H210ZM221 54H222V53H221ZM224 54L222 55L223 58H224ZM229 54H225V55H227V57L229 58V56H230ZM251 54H253V53L251 52ZM254 54H255V53H254ZM0 55H1V53H0ZM45 55H46V54H45ZM104 55H105V53H104ZM135 55H136V54H135ZM181 55H182V54H181ZM188 55L190 56V54H188ZM191 55H192V54H191ZM232 55H234V54H232ZM240 55H239V57H240ZM244 55L246 56V53H245ZM244 55H243V56H244ZM48 56H49V55H48ZM48 56H47V57H48ZM118 56H116V57H117V58H122V57H118ZM189 56H188V57H189ZM196 56H197V55H196ZM199 56H200V54H199ZM215 56H216V59H217L218 54H216ZM222 56H221V58H222ZM243 56H242V57H243ZM252 56H253V55H252ZM134 57H136V56H134ZM177 57H178V55H177ZM179 57H180V56H179ZM179 57H178V59H179ZM206 57H209V56H206ZM230 57L233 58L232 56H230ZM45 58H46V56H45ZM114 58H115V56H113V59H114ZM125 58H124V61H123V62H125ZM185 58H187V54H186V57H185ZM192 58H193V57H192ZM199 58H200V57H199ZM212 58H213V57H212ZM212 58H211V59H212ZM244 58H245V57H244ZM48 59H49V58H48ZM111 59H112V58H111ZM122 59H123V58H122ZM127 59H129V57H128ZM137 59H138V58H137ZM137 59H136L135 61H137ZM188 59H189V58H188ZM214 59H215V58H214ZM216 59H215V60H216ZM226 59H227V58H226ZM242 59H243V58H242ZM38 60H39V59H38ZM115 60L120 61V59H116V58H115ZM131 60H132V57H131ZM181 60H182V59H181V57H180V60H179V61H181ZM215 60H214V62L217 63V61H215ZM227 60H229V59H227ZM1 61H2V59H1ZM106 61H107V60H106ZM121 61H122V60H121ZM121 61H120V62H121ZM141 61H142V59H140V62H141ZM177 61H178V60H177ZM179 61H178V62H179ZM187 61H188V60H187ZM208 61H209V60H208ZM231 61H232V59H231ZM249 61H250V60H249ZM2 62H3V61H2ZM44 62H45V61H43V64H44V66H45V63H46V62H45V63H44ZM96 62H98L97 59H96ZM129 62H130V60H129ZM138 62H139V59H138ZM184 62H185V61H184ZM219 62H220V59H219ZM228 62H230V60H229ZM29 63H30V62H29ZM99 63H100V62H99ZM108 63H109V62H108ZM108 63H107V64H108ZM110 63H112V60H111ZM222 63H223V62H222ZM233 63H235V60H234ZM16 64H17V63H16ZM94 64H96V63H94ZM101 64H102V63H101ZM101 64H100V65H101ZM104 64H105V63H104ZM120 64H121V63H120ZM133 64H135V62H133ZM179 64H180V63H179ZM181 64H182V63H181ZM181 64H180V66L182 67ZM210 64H211V63H210ZM226 64L229 65V63H226ZM226 64H225V65H226ZM0 65H3V64L0 63ZM30 65H31V63H30ZM34 65H35V64H34ZM122 65H123V64H122ZM128 65H129V64H128ZM128 65H124V66H127V68H129ZM130 65H131V64H130ZM135 65H136V64H135ZM138 65H139V67H140L141 64L138 63ZM174 65H175V63H174ZM187 65H188V64H187ZM212 65H215V67H216V65L218 66V64H215V63H214V64L212 63ZM212 65H211V68L214 67V66L212 67ZM233 65H234V64H233ZM238 65H239V64H238ZM3 66H4V65H3ZM3 66H2V67H3ZM17 66H19V65H17ZM24 66H25V65H24ZM32 66H33V65H32ZM44 66H43V67H44ZM94 66H95V65H94ZM124 66H122V67H124ZM223 66H224V65H223ZM5 67H6V66H5ZM21 67H22V66H21ZM122 67H121V68H122ZM135 67H136V66L133 65V68L136 69L137 74H138V76H139V72H138L139 70H137L138 67H136V68H135ZM174 67H176V66H174ZM181 67H179V68L181 69ZM190 67L193 68V66H192L191 63L189 64V67H188V68H190ZM208 67H209V66H208ZM215 67H214V68H215ZM221 67H222V66H221ZM237 67H238V66H237ZM7 68H8V67H7ZM18 68H19V67H18ZM22 68H25V67H22ZM192 68H191L190 70H192ZM214 68H213V69H214ZM217 68H218V67H217ZM219 68H220V67H219ZM8 69H9V68H8ZM26 69H27V68H26ZM26 69H25V70H26ZM124 69H126V67H125ZM182 69H183V68H182ZM184 69H185V68H184ZM184 69H183V71H186L185 74H187L186 77H187V79H188V78H189V77H188V74H189L190 72H187L188 70H187V69L184 70ZM195 69H197V68H195ZM195 69H194V70H195ZM206 69H208V68H206ZM206 69H205V72H206ZM213 69H211V70H213ZM239 69H240V68H239ZM5 70H6V69H5ZM119 70H120V69H119ZM129 70H133V69H132V66H130V69H127V71H129ZM209 70H210V69H209ZM211 70H210V71H211ZM249 70H250V69H249ZM8 71H9V70H8ZM78 71H80V69H79ZM82 71H84V70H82ZM157 71H158V70H157ZM214 71H215V69H214ZM216 71L218 72V70H216ZM216 71H215V73H216ZM247 71H248V70H247ZM10 72H11V71H10ZM18 72H19V71H18ZM21 72H22V71H21ZM24 72H25V71H24ZM27 72H28V71H27ZM124 72H125V71H124ZM161 72H163V71H161ZM180 72H181V70L179 71V74H180ZM194 72H195V71H194ZM194 72H193V73H194ZM207 72H208V70H207ZM207 72H206V73H207ZM211 72H212V71H211ZM251 72H252V71H251ZM251 72H250V73H251ZM253 72H254V71H253ZM80 73H81V72H80ZM83 73H84V72H83ZM129 73H130V71H129ZM159 73H160V72H159ZM169 73L171 74V73H173V71H172V72L170 71ZM181 73L183 74V75H181V76H182V79H181V81H180V80L177 81V83H179V84H181L182 80L186 78V77L183 78L184 73H183V72H181ZM196 73H198V72H196ZM203 73H204V72H203ZM208 73H209V72H208ZM208 73H207V74H208ZM213 73H214V72H213ZM19 74H20V73H19ZM23 74H24V73H23ZM74 74H76V73H74ZM131 74H132V73H131ZM134 74H135V70H134ZM163 74H164V72H163ZM163 74H161V75H163ZM190 74H191V73H190ZM211 74H212V73H211ZM220 74H221V73H220ZM223 74H224V73H223ZM242 74H244V73H242ZM245 74H246V73H245ZM17 75H18V74H17ZM20 75H21V74H20ZM25 75H26V74H25ZM77 75H78V73H77ZM87 75H88V73H87ZM109 75H110V74H109ZM161 75L158 77V78H160V80H159L157 77H155V78L158 79V80L160 81V84H162V85L157 84L158 82H156V81L154 82V83H156L158 86L160 85V88H161V86L165 87L163 84L166 83V82H165V83H164V82L161 83V81H163V80H161V78H163V76H161ZM165 75L167 76V72H166ZM165 75H164V76H165ZM171 75H172V74H171ZM175 75H176V74L174 73V76H175ZM191 75H192V74H191ZM209 75H210V74H209ZM212 75H213V74H212ZM248 75H249V74H248ZM255 75H256V74H255ZM22 76H23V75H22ZM22 76H21V77H22ZM78 76H79V75H78ZM83 76H84V74H83ZM112 76H113V74H112ZM129 76H131V75H129ZM129 76H128V77H129ZM172 76H173V75H172ZM176 76H177V75H176ZM192 76H193V75H192ZM192 76H190V78H191ZM196 76H197V74H196ZM206 76H207V75H206ZM206 76H205V77H206ZM210 76H211V75H210ZM214 76H216V74H214ZM243 76H244V75H243ZM245 76H246V75H245ZM262 76H264V75H262ZM262 76H261V77H262ZM16 77H17V76H16ZM75 77H76V76H75ZM79 77H80V76H79ZM81 77H82V76H81ZM110 77H111V75H110ZM131 77H134V78H133V81H134V79H137V80H135V85H134V83H133V87H134V88H137V87H139L140 85H142V84H140V83H141V80H138L139 77L137 78V77H135V76H133V75H132ZM141 77H142V76H141ZM168 77H169V76L164 77L163 79H165V78L167 79ZM177 77H178V76H177ZM193 77H194V76H193ZM198 77H199V76H198ZM217 77L219 78V75H217ZM238 77L240 78L241 76H238ZM23 78H25V77H23ZM77 78H78V77H77ZM169 78H171V77H169ZM169 78H168V79H169ZM172 78H173V77H172ZM195 78H196V77H195ZM207 78H208V77H207ZM245 78H246V77H245ZM247 78H248V77H247ZM262 78H264V77H262ZM14 79H15V78H14ZM18 79L20 80V78H18ZM74 79H75V78H74ZM126 79H127V78H126ZM128 79H129V78H128ZM140 79H141V78H140ZM156 79H155V80H156ZM166 79H165V80H166ZM168 79H167V80H168ZM192 79H193V78H192ZM198 79H200V77H199ZM256 79H258V76H257V75H256ZM110 80H111V79H110ZM169 80H170V79H169ZM176 80H177V78H176ZM188 80H189V79H188ZM190 80H191V79H190ZM190 80H189V83L192 81V80H191V81H190ZM202 80H203V81H202ZM205 80H208V79H205ZM218 80H219V79H218ZM247 80H248L247 82L249 83L250 80H249V79H247ZM251 80H252V79H251ZM12 81H13V80H12ZM16 81H17V80H16ZM77 81H78V80H77ZM112 81H113V80H112ZM118 81H119V80H118ZM173 81H174V80H173ZM200 81H201V83L204 82L203 77H202V79H200ZM219 81H220V80H219ZM256 81H258V80H256ZM107 82H108V81H107ZM107 82H106V83H107ZM131 82H132V81H131ZM185 82H186V79H185ZM185 82H184V83H185ZM192 82H193V81H192ZM194 82H196V81H194ZM197 82H198V80H197ZM197 82H196V83H197ZM110 83H111V82H110ZM118 83H119V82H118ZM154 83L152 82L151 85H153ZM167 83H171V82H167ZM167 83H166V84H167ZM184 83H183V84H184ZM196 83H195V84H196ZM204 83H205V82H204ZM216 83H217V82H216ZM216 83H215V84H216ZM248 83H247V84H248ZM143 84H144V83H143ZM147 84H148V83H147ZM156 84H155V85H156ZM166 84H165V85H166ZM171 84H173V83H171ZM202 84H203V83H202ZM202 84H201V85H202ZM206 84H207V83H206ZM206 84H205V85H206ZM241 84H243V83H241ZM244 84H246V83H244ZM247 84H246L245 86H248V85H249V84H248V85H247ZM251 84H252V83H251ZM151 85H150V86H151ZM169 85H170V84H168V86H169ZM193 85H194V84H193ZM196 85H197V84H196ZM201 85H200V87H201ZM207 85H208V84H207ZM220 85H222V84H219L218 86H220ZM253 85H254V84H253ZM109 86H110V85H109ZM191 86H192V85H191ZM194 86H195V85H194ZM222 86H223V85H222ZM250 86H252V85H250ZM130 87H131V84H130ZM141 87H142V86H141ZM171 87H172V85H171ZM216 87H217V86H216ZM216 87H215V88H216ZM107 88H109V87H107ZM110 88L113 89V87H111V86H110ZM139 88H140V87H139ZM153 88H154V87H153ZM155 88H156V87H155ZM160 88H159V89H160ZM185 88H186V87H185ZM197 88H198V87H197ZM197 88H196V89H197ZM205 88H206V87H205ZM213 88H214V86H213ZM213 88H212V89H213ZM246 88H247V87H246ZM111 89H109V90L111 91ZM128 89H129V88H128ZM128 89H126V90H128ZM131 89H132V87H131ZM146 89H147V88H146ZM196 89H195V90H196ZM201 89H202V87H201ZM201 89H200V90H201ZM238 89H239V88H238ZM241 89H242V87H241ZM248 89H249V88H248ZM153 90H154V89H153ZM165 90H170V87H169V89L165 88ZM187 90H188V88H187ZM197 90H199V89H197ZM200 90H199V91H200ZM244 90H245V89H244ZM246 90H247V89H246ZM106 91H107V90H106ZM128 91H130V90H128ZM134 91H135V89H134ZM154 91H155V90H154ZM157 91H158V90H157ZM179 91H180V90H179ZM199 91H198V93H199ZM201 91H202V90H201ZM203 91H204V90H203ZM210 91H211V90H210ZM222 91H223V90H222ZM231 91H233V90H231ZM242 91H243V90H242ZM242 91H241V92H242ZM107 92H108V91H107ZM112 92L114 93V90H112L111 93H112ZM118 92H119V90H118ZM155 92H156V91H155ZM170 92H171V91H170ZM187 92H188V91H187ZM191 92H193V91H191ZM191 92H190V93H191ZM208 92H209V91H208ZM214 92H215V91H214ZM218 92H221V91H220V90L217 91V94H218ZM227 92H228V91H227ZM233 92H234V91H233ZM233 92H232V93H233ZM244 92H245V91H244ZM135 93H136V91H135ZM137 93H138V92H137ZM148 93H149V92H148ZM150 93H152L151 95L154 94L153 91H152V92L150 91ZM183 93H185V92H183ZM202 93H206V92H202ZM210 93L212 94V92H210ZM230 93H231V92H230ZM235 93H238V92H235ZM239 93H240V92H239ZM133 94H134V93H133ZM142 94H143V93H142ZM155 94H156V93H155ZM155 94H154V95H155ZM165 94H166V93H165ZM185 94H186V93H185ZM214 94H215V93H214ZM228 94H229V93H228ZM111 95H112V94H111ZM117 95H118V94H117ZM136 95H137V94H136ZM146 95H147V94H146ZM154 95H153L152 97H154ZM187 95H188V94H187ZM199 95H200V93H199ZM201 95L204 96L203 94H201ZM205 95H206V94H205ZM224 95H225V94H224ZM234 95H235V94H234ZM239 95H240V94H239ZM115 96H116V95H115ZM128 96H129V95H128ZM183 96H185V95H183ZM183 96H182V97H183ZM189 96H190V95H189ZM189 96H188V97H189ZM213 96H214V95H213ZM218 96H220V93H219ZM232 96H233V95H232ZM118 97H119V96H118ZM125 97H127V96H125ZM130 97H131V96H130ZM133 97H134V95H133ZM135 97H136V96H135ZM155 97H157V96H155ZM214 97H215V96H214ZM221 97H222V95H221ZM106 98H108V97H106ZM110 98H111V97H110ZM112 98H113V97H112ZM119 98H120V97H119ZM139 98H140V97H139ZM145 98H146V96H145ZM149 98L151 99V97H149ZM149 98H148V99H149ZM189 98H190V97H189ZM201 98H202V97L200 96V99H201ZM207 98H208V97H207ZM218 98L220 99V97H218ZM120 99H121V98H120ZM122 99H124V98L122 97ZM122 99H121V100H122ZM133 99H134V98H132V101L134 102ZM154 99H155V98H154ZM197 99H198V98H197ZM203 99L206 100L205 97H204ZM203 99H201V100H203ZM209 99L211 100V98H209ZM221 99H223V98H221ZM221 99H220V100H221ZM126 100H127V98H126ZM135 100H136V99H135ZM191 100H192V99H191ZM193 100H194V99H193ZM198 100H199V99H198ZM205 100H204V101H205ZM214 100H215V99H214ZM214 100H213V101H214ZM93 101H94V100H93ZM93 101H92V102H93ZM105 101H106V100H105ZM113 101H114V100H113ZM113 101H112V102H113ZM119 101H120V100H119ZM132 101H131V103H133ZM140 101H141V100H140ZM143 101H144V100H143ZM143 101H142V102H143ZM153 101H154V100H153ZM155 101H156V99H155ZM189 101H190V100H187V102H189ZM204 101H203V102H204ZM207 101H208V100H207ZM213 101H211V103H214ZM215 101H216V100H215ZM114 102H116V101H114ZM138 102H139V101H138ZM149 102H150V100H149ZM193 102H194V101H193ZM200 102H201V101H200ZM105 103H107V102H105ZM131 103H130V104H131ZM135 103H137V102H135ZM135 103H134V104H135ZM153 103H154V102H153ZM181 103H182V102H181ZM204 103H205V102H204ZM108 104H109V103H108ZM110 104H111V103H110ZM140 104H141V103H140ZM146 104H147V102H146ZM179 104H180V103H179ZM190 104L192 105V102H190ZM196 104H197V103H196ZM155 105H156V104H155ZM188 105H189V104H188ZM210 105H211V104H210ZM210 105H209V106H210ZM256 105H257V104H256ZM95 106H97V105H95ZM130 106H134V105L132 104V105H130ZM130 106H129V108H130ZM153 106H154V105H153ZM193 106H194V105H193ZM215 106H216V104H215ZM259 106H260V105H259ZM115 107H116V106H115ZM123 107H124V106H123ZM150 107H151V106H150ZM180 107H181V106H180ZM216 107H217V106H216ZM134 108H135V107H132V109H131V113H132V114H133L132 110H133ZM145 108H146V107H145ZM158 108H159V106L156 107L157 110H158ZM183 108H184V107H183ZM95 109H96V108H95ZM122 109H123V108H122ZM135 109H136V108H135ZM189 109H190V108H189ZM191 109H192V108H191ZM213 109H214V108H213ZM119 110H121V109H119ZM157 110H156V111H157ZM202 110H203V108H202ZM127 111H128V110H127ZM133 111H134V110H133ZM187 111H189V110H186V113H187ZM217 111H218V110H216L215 112H217ZM135 112H136V110L134 111V113H135ZM147 112H148V111H146V113H147ZM149 112H150V110H149ZM149 112H148V113H149ZM151 112H152V111H151ZM183 113H185V112H183ZM204 113H205V112H204ZM202 114H203V113H202ZM213 114H214V113H213ZM219 114H220V113H219ZM153 115H154V114H153ZM155 115H157V114H155ZM183 115H184V114H183ZM185 115H186V114H185ZM178 116H179V115H178ZM181 116H182V115H181ZM209 116H210V114H209ZM149 117H150V116H149ZM149 117H148V118H149ZM156 117H157V116H156ZM220 117H221V116H220ZM151 118H152V116H151ZM209 118H210V117H209ZM212 118H213V117H212ZM215 118H216V116H215ZM223 118H224V117H223ZM182 119H184V118H182ZM177 121H179V120H177ZM177 121H176V122H177ZM180 121H181V120H180ZM184 121H185V119H184ZM215 121H217V120H215ZM182 122H183V120H182ZM217 122H218V121H217ZM177 123H178V122H177ZM183 124H184V123H183ZM136 127H138V126H136ZM139 127H140V126H139ZM214 127H215V126H214ZM219 127H220V126H219ZM142 128H143V127H142ZM168 128H169V127H168ZM177 128H178V127H177ZM139 129H140V128H139ZM254 129H255V128H254ZM260 130H261V129H260ZM137 131H138V130H137ZM198 131H199V130H198ZM256 131H257V130H256ZM195 132H196V131H195ZM201 132H202V131H201ZM201 132H200V134H201ZM254 133H255V131H254ZM256 133H259V132H256ZM195 134H196V133H195ZM203 134H204V133H203ZM253 135H254V134H253ZM257 135H258V134H257ZM257 135H256V136H257ZM208 137H209V136H208ZM258 137H259V136H257V140L260 139V138H258ZM252 138H253V137H252ZM254 139H255V138H254ZM252 140H253V139H252ZM255 140H256V139H255ZM213 141H214V140H213ZM215 141H216V140H215ZM259 142H261V141H259ZM171 146H172V145H171ZM111 148H112V147H111ZM108 149H109V148H108ZM218 149H219V148H218ZM109 150H110V149H109ZM112 150H113V149H112ZM216 150H217V149H216ZM259 151H260V150H259ZM110 152H111V151H110ZM214 153H215V151H214ZM215 154H216V153H215ZM107 155H108V154H107ZM155 155H156V154H155ZM48 156H49V155H48ZM216 156H217V155H216ZM222 156H223V155H222ZM222 156H221V157H222ZM49 157H51V156H49ZM109 157H111V156L109 155ZM106 158H107V156H106ZM108 159H109V158H108ZM112 159H113V157H112ZM114 159H115V158H114ZM116 161H117V159H116ZM116 161H115V164H117ZM94 162H95V161H94ZM111 162H112V161H111ZM92 163H93V162H92ZM112 163H113V162H112ZM94 165H95V164H92V166H94ZM111 165H112V164H111ZM96 166H97V165H96ZM96 166H95V167H96ZM114 166H115V165H114ZM102 167H103V166H102ZM115 168H116V167H115ZM91 169H93V168H91ZM95 169H96V168H95ZM96 170H98V169H96ZM99 170H100V169H99ZM99 170H98V171H99ZM224 170H225V169H224ZM229 170H230V169H229ZM101 172H102V170H101ZM97 173H98V172H97ZM228 173H229V172H228ZM112 174H113V173H111V175H112ZM109 175H110V174H109ZM114 176H115V175H114ZM109 177H110V176H109ZM113 178H115V177H113ZM116 178H117V177H116ZM108 179H109V178H108ZM111 179H112V178H111ZM112 180H113V179H112ZM122 181H123V180H122ZM141 181H142V180H141ZM123 182H124V181H123ZM123 182H121V183H123ZM135 182H136V181H135ZM137 182H138V180H137ZM125 183H126V182H125ZM130 184H131V182H130ZM137 184H138V183H137ZM140 184H141V183H140ZM142 184H143V183H142ZM142 184H141V185H142ZM89 185H90V184H89ZM126 185H127V184H126ZM128 185H129V184H128ZM121 186H122V185H121ZM124 186H125V185H124ZM132 186H133V184H132ZM139 186H140V185H139ZM143 186H144V184H143ZM143 186H142V187H143ZM122 187H123V186H122ZM140 187H141V186H140ZM140 187H139V188H140ZM129 188H130V187H129ZM144 188H145V187H144ZM90 189H91V186H90ZM108 189H109V188H108ZM127 189H128V188H127ZM140 189H142V188H140ZM145 189H146V188H145ZM241 189H242V188H241ZM245 189H246V188H245ZM44 190H45V189H44ZM44 190H43V191H44ZM86 190H87V189H86ZM86 190H85V191H86ZM91 190H92V189H91ZM109 190H110V189H109ZM111 190H112V189H111ZM131 190H132V188H131ZM131 190H130V191L128 190V191L132 194ZM48 191H49V189H48ZM88 191H89V190H88ZM103 191H104V190H103ZM106 191H108V190H105L104 192H106ZM128 191H126L127 194L129 193ZM92 192H94V191H92ZM108 192H109V191H108ZM108 192H106V193H108ZM110 192H111V191H110ZM112 192H113V191H112ZM126 192H124V193L126 194ZM241 192H242V191H241ZM94 193L96 194V192H94ZM98 193H99V192H98ZM98 193H97V194H98ZM106 193H104V194H106ZM113 193H114V192H113ZM130 193H129V194H130ZM134 193H135V192H134ZM138 193H139V192H138ZM46 194H48V192L45 193V196H46ZM89 194H91V193L89 192ZM97 194H96V195H97ZM102 194H103V193L100 192V194H98L99 197H100V195L102 196ZM104 194H103V196H104ZM109 194H111V193H109ZM115 194H116V193H115ZM118 194H119V193H117L116 195L118 196ZM127 194H126V195H127ZM129 194H128L127 197H126V198H128V200H126V201H129V196H130ZM238 194H241V193H238ZM96 195H94V196H96ZM120 195H121V194H120ZM120 195H119V196H120ZM142 195H144V194H142ZM88 196H89V195H88ZM119 196L117 197L118 200H119ZM121 196H122L121 198H123V200H124V197H123L124 195H121ZM131 196L133 197L134 195H131ZM144 196H145V195H144ZM239 196H240V197H239V200H238V201L240 202V201L242 200V199L240 200V198H242V197H241V195H239ZM97 197H98V196H97ZM99 197H98V199H99ZM104 197H106V199H107V198H108V194L105 195ZM160 197H161V196H160ZM237 197H238V196H237ZM237 197H236V198H237ZM262 197H264V196H262ZM91 198H92V196L90 197V201H92ZM93 198H94V197H93ZM93 198H92V199H93ZM100 198L105 200V198H102V197H100ZM110 198H111V197H110ZM110 198H109V199H110ZM115 198H116V197H115ZM115 198H114V199H115ZM162 198H163V197H162ZM243 198H244V197H243ZM95 199H96V197H95ZM111 199H112V198H111ZM111 199H110V200H111ZM114 199L112 200V202L114 201ZM143 199H144V198H143ZM80 200H81V199H80ZM84 200H85V198H83V201H84ZM96 200H97V199H96ZM107 200H108V199H107ZM110 200H109V201H110ZM123 200H121V201H119V202L121 203V202H123ZM139 200H140V199H139ZM141 200H142V199H141ZM141 200H140V201H141ZM151 200H152V199H151ZM160 200H161V198H160ZM41 201H42V202H40V203L45 202V197H44V201H43V199H42ZM100 201H101V200H100ZM105 201H106V200H105ZM126 201H124L123 204H125ZM238 201H237V203H238ZM94 202H95V201H94ZM94 202L92 201L91 203L94 204ZM112 202H111V203H112ZM114 202H115V201H114ZM114 202H113V203H114ZM135 202H136V201H135ZM135 202H131V203H134V204H135ZM22 203H23V202H22ZM75 203H76V202H75ZM77 203H79V202L77 201ZM96 203H98V202L96 201ZM116 203H118L117 200H116V202H115L114 204H116ZM120 203H118V204H120ZM131 203H129L130 205H126V207L128 206V208H129V206H132ZM242 203H243V202H242ZM44 204H45V203H44ZM44 204H43V205H44ZM79 204H80V203H79ZM79 204H78V205H79ZM87 204H89L87 207L90 206V208H91V206L93 205V204L91 205L90 203H87ZM87 204H85V205H87ZM123 204H122V205H123ZM157 204H158V203H157ZM240 204H241V202H240ZM39 205H40V206H39ZM39 205L37 206L38 208L41 207V206H43L42 204H39ZM73 205H74V204H73ZM95 205H97V204H95ZM95 205H94V206H95ZM109 205H110V204H109ZM116 205H117V204H116ZM116 205H115V206H116ZM238 205H239V204H238ZM80 206H81V205H80ZM82 206H83V205H82ZM97 206H98V205H97ZM111 206H112V205H111ZM117 206H118V205H117ZM119 206H120V205H119ZM119 206H118V207H119ZM83 207H84V206H83ZM92 207H93V206H92ZM99 207H100V205H99ZM101 207L104 208L103 206H101ZM121 207H122V206H121ZM158 207H159V209H161V211H162V208H160L159 205H158ZM78 208H81V207H78ZM84 208H85V207H84ZM84 208H83V210H84ZM90 208H88V209H90ZM102 208H101V209H102ZM108 208H109V207H108ZM115 208H116V207H115ZM130 208H131V211H132V208H133V207H130ZM238 208H239V207H238ZM17 209H18V207H17ZM70 209H72V206L70 207ZM74 209H76V207H75ZM88 209H87V208L85 209V210H86V211H85V214H86V212H87ZM92 209H93V210H91V211L93 212V211H94V207H93ZM118 209H119V208H118ZM159 209L157 208L156 211L159 210ZM77 210H78V209H76V210L73 211V212H70V211H69V213H70V214H72V213H74V212L76 213ZM80 210H82V209H80ZM119 210H120V209H119ZM119 210H116V211H119ZM124 210H126V208L123 209V211H124ZM129 210H130V209H129ZM143 210H144V209H142L141 212H142ZM37 211H38V210H37ZM78 211H79V210H78ZM95 211H96V209H95ZM102 211H104V210H102ZM120 211H121V210H120ZM136 211H138V210H136ZM159 211H160V210H159ZM92 212H91V213H92ZM132 212H133V211H132ZM138 212H139V211H138ZM163 212H166V211H162V213H163ZM66 213H68V210L66 211ZM75 213H74V215H76ZM80 213H84V212H80ZM88 213H90V210L88 211ZM91 213H90V215H89V218H90V216H91ZM93 213H94V212H93ZM134 213H135V212H134ZM134 213H132V214H134ZM143 213H144V212H143ZM157 213H158V211H157ZM167 213L169 214V212H167ZM94 214H95V213H94ZM125 214H126V213H125ZM125 214H122V215H125ZM129 214H130V211H129ZM129 214H128V216H129ZM137 214H138V213H137ZM160 214H161V213H160ZM72 215H73V214H72ZM72 215H69V216H72ZM74 215H73V217H74ZM81 215H82V214H81ZM81 215L79 216V212H78V216L81 217V218H83L82 216H83L84 214H83L82 216H81ZM142 215H143V214H142ZM142 215H141V216H142ZM158 215H159V213H158L156 216L158 217ZM161 215H162V214H161ZM76 216H77V215H76ZM86 216H88V215L86 214ZM94 216H95V215H94ZM134 216H135V215H134ZM139 216H140V214H139ZM154 216H155V215H154ZM92 217H93V215L91 216V219H88V218L86 217L87 220H86L85 223H87L88 220H89V222H90V220L92 221V219H93ZM97 217H98V216H97ZM109 217H110V216H108L107 218L109 219ZM114 217H115V216H114ZM118 217H119V216H118ZM142 217H143V216H142ZM142 217H139V218H142ZM145 217H146V216H145ZM74 218H75V217H74ZM76 218H77V217H76ZM76 218H75V219H76ZM81 218L79 219V221L82 220ZM95 218H96V217H95ZM95 218H94V220H95ZM98 218H99V217H98ZM98 218H96V220H97ZM120 218H121V217H120ZM120 218H119V219H120ZM124 218H125V217H124ZM126 218H127V216H126ZM153 218H154V217H153ZM153 218H152V219H153ZM83 219H84V218H83ZM102 219H103V218H102ZM104 219H105V218H104ZM104 219H103V221H104ZM114 219H117V218H114ZM119 219H118V220H119ZM158 219H159V217L157 218V220H158ZM72 220H73V219H72ZM153 220H155V219H153ZM164 220H165V215H164ZM167 220H168V219H166V221H167ZM79 221H78V222H79ZM82 221H83V220H82ZM84 221H85V220H84ZM98 221H99V220H98ZM98 221H97V222H98ZM110 221H113V220L111 219ZM139 221H140V223H141V219H139ZM148 221H149V220H148ZM99 222H100V221H99ZM99 222H98V224L101 225ZM101 222H102V220H101ZM107 222H109V221H107ZM145 222H146V221H145ZM145 222H144V223H145ZM8 223H9V222H8ZM83 223H84V222H83ZM83 223H82V222H79V224H81V225H84ZM103 223H104V222H103ZM113 223H114V221L111 222V223L109 222L110 225L113 224ZM120 223H121V221H120ZM146 223H148V222H146ZM146 223H145V224H146ZM9 224H10V225H14V223H13L12 221H11ZM79 224H78V225H79ZM88 224H89V223H88ZM93 224L95 225V223H93ZM107 224H108V223H107ZM109 224H108V225H109ZM116 224L118 225L119 222L117 223V221H116ZM85 225L87 226V224H85ZM90 225H92V224H90ZM108 225H107V226H108ZM113 225H115V224H113ZM113 225H112L111 227H113ZM141 225H142V224H141ZM143 225H144V224H143ZM88 227H89V226H88ZM88 227H87V228H88ZM115 227H116V226H115ZM115 227H114V228H115ZM117 227H118V226H117ZM103 228H104V227H102V229H103ZM105 229H107V228H105ZM116 229H117V228H116ZM81 230H83V229H81ZM103 231H104V230H103ZM109 231H110V230H109ZM118 231H119V229H118ZM121 231H122V229H121ZM86 232L89 233L90 231H86ZM86 232H85L84 234H86ZM82 233H83V232H82ZM101 233H102V232H101ZM107 233H108V231H107ZM90 234H91V233H90ZM108 234H109V233H108ZM111 234H112V233H111ZM118 234H119V233H118ZM145 234H146V233H145ZM145 234H143V235H145ZM80 235H81V234H80ZM100 235H101V234H100ZM102 235H103V234H102ZM109 235H110V234H109ZM114 235H115V232H114ZM84 236H85V235H84ZM84 236H83V238H85ZM87 236L89 237V235H87ZM87 236H86V237H87ZM145 236H146V235H145ZM147 236H148V235H147ZM98 237H99V236H98ZM112 237H113V236H112ZM114 237H115V236H114ZM114 237H113V238H114ZM83 238H81V239H83ZM143 238H144V237H143ZM89 239H91V238H89ZM89 239H88V240H89ZM94 239H95V238H94ZM96 239H97V237H96ZM96 239H95V240H96ZM98 239H99V238H98ZM144 239H145V238H144ZM83 240H84V239H83ZM95 240H94V241H95ZM78 241H79V240H78ZM80 241H82V240H80ZM103 241H104V240H103ZM111 241H112V240H111ZM124 241H125V240H124ZM95 242H96V241H95ZM97 242H98V240H97ZM83 243H84V242H83ZM112 243H114V242L112 241ZM93 244H94V243H93ZM93 244L91 243V246H92ZM76 245H78V244H76ZM93 246H94V245H93ZM96 246H97V245H96ZM98 246H99V245H98ZM78 247H80V245H79ZM99 247H100V246H99ZM109 247H110V246H109ZM116 247H118V246L116 245ZM84 248H85V247H84ZM95 248H96V247H95ZM95 248H93V249H95ZM111 249H112V248H111ZM91 250H92V249H91ZM97 250L99 251L100 249H97ZM66 251H67V250H66ZM118 251H119V250H118ZM69 252H70V251H69ZM102 252H103V251H102ZM71 253H72V252H71ZM71 253H69V254H71ZM100 253H101V252H100ZM97 255H98V254H97ZM116 255H117V254H116ZM88 256H89V255H88ZM97 257H98V256H97ZM99 257H100V256H99ZM99 257H98V258H99ZM98 258H97V259H98ZM6 263H7V262L5 261L4 264H6ZM124 263H125V262H124Z\"/></svg>","mask_w":264,"mask_h":264}]
</instances>
